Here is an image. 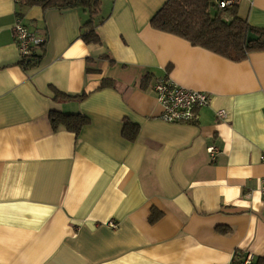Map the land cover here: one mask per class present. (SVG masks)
I'll return each mask as SVG.
<instances>
[{
  "label": "crops",
  "instance_id": "obj_1",
  "mask_svg": "<svg viewBox=\"0 0 264 264\" xmlns=\"http://www.w3.org/2000/svg\"><path fill=\"white\" fill-rule=\"evenodd\" d=\"M167 1L102 0V43L87 45L82 9L0 0V264L264 257V52L233 62L155 30ZM238 16L264 29V0H240ZM18 19L46 38L30 70L20 65ZM165 78L211 96L196 122L162 120L153 88ZM106 79L115 87L101 88ZM52 112L90 124L79 135L55 131Z\"/></svg>",
  "mask_w": 264,
  "mask_h": 264
},
{
  "label": "trees",
  "instance_id": "obj_2",
  "mask_svg": "<svg viewBox=\"0 0 264 264\" xmlns=\"http://www.w3.org/2000/svg\"><path fill=\"white\" fill-rule=\"evenodd\" d=\"M19 2L39 5L46 10L82 9L89 14V20L84 26L86 30L81 36L82 40L87 45L102 43L97 31L102 22H96L101 15L102 0H19ZM151 26L157 31L184 39L195 47L203 48L233 62H242L254 52H264V29L252 28L241 19L238 16V5L220 9L216 0H168L152 18ZM249 32L254 33L258 40L247 45ZM45 43L34 48L30 58L21 61V67L25 70L38 67L40 57L35 55V50L44 49ZM152 78L151 75L146 76L141 82V88L146 90ZM114 87V81L108 79L102 81L101 88ZM55 95L57 100L62 101L84 98V95L72 97L57 91ZM50 123L55 131L65 128L79 135L83 128L90 124V119L82 114L65 115L52 112ZM123 136L131 142L136 141L138 128L125 123ZM236 258L237 264L244 260V256L241 255H236ZM253 264H264V257L254 259Z\"/></svg>",
  "mask_w": 264,
  "mask_h": 264
},
{
  "label": "built area",
  "instance_id": "obj_3",
  "mask_svg": "<svg viewBox=\"0 0 264 264\" xmlns=\"http://www.w3.org/2000/svg\"><path fill=\"white\" fill-rule=\"evenodd\" d=\"M216 2L218 8L226 9L237 6L240 0H216ZM13 29L21 61L28 60L33 49L46 42L45 37L31 33L20 19L16 21ZM153 91L162 108V120L169 124L196 122L198 120V112L209 107L212 101L208 93L183 88L169 78L158 81ZM227 117V113L223 110L217 113V118L219 119L225 120ZM218 153L219 150L216 147L209 148V154L213 159L216 158ZM261 160L264 162V156L261 157ZM260 191L264 195V177L260 182ZM112 226L114 227V225ZM253 263L254 258L248 255L241 264Z\"/></svg>",
  "mask_w": 264,
  "mask_h": 264
},
{
  "label": "water",
  "instance_id": "obj_4",
  "mask_svg": "<svg viewBox=\"0 0 264 264\" xmlns=\"http://www.w3.org/2000/svg\"><path fill=\"white\" fill-rule=\"evenodd\" d=\"M258 40V37L252 33V32H249L248 34V38H247V45L251 44L252 42H255Z\"/></svg>",
  "mask_w": 264,
  "mask_h": 264
}]
</instances>
